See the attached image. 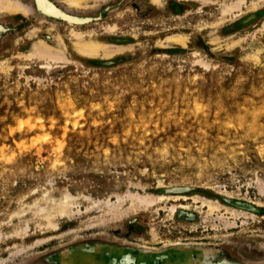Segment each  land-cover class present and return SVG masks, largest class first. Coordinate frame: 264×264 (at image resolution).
Wrapping results in <instances>:
<instances>
[{"label": "rangeland", "instance_id": "obj_1", "mask_svg": "<svg viewBox=\"0 0 264 264\" xmlns=\"http://www.w3.org/2000/svg\"><path fill=\"white\" fill-rule=\"evenodd\" d=\"M11 1L0 264H264V0Z\"/></svg>", "mask_w": 264, "mask_h": 264}, {"label": "bare ground", "instance_id": "obj_2", "mask_svg": "<svg viewBox=\"0 0 264 264\" xmlns=\"http://www.w3.org/2000/svg\"><path fill=\"white\" fill-rule=\"evenodd\" d=\"M32 3H33V6L35 7V10L37 8V10L39 11V14L41 15V17H45V18H53V19H61V20H64L66 21L69 25H73V26H76V25H83L85 23H87L88 20L86 19H90V17H81V16H77V15H73V14H69L67 12H65V10H61V8H58L56 7L54 4L50 3L49 0H31ZM157 1V0H156ZM97 2V1H96ZM65 3V2H64ZM68 4L70 6H79L81 5V0H68ZM97 4V3H96ZM25 5V4H24ZM24 5L20 4L19 2L17 1H11V0H0V12L2 11H5V12H10V13H17V12H21V13H24V14H28L29 13V9H27ZM28 7V6H27ZM31 10V9H30ZM36 10V12H37ZM32 12V11H31ZM80 17V19H79ZM264 30V29H263ZM28 34V33H27ZM76 38V37H75ZM78 38V37H77ZM216 38V37H215ZM245 38V37H244ZM60 39V38H59ZM80 39V38H79ZM61 40V39H60ZM40 42V41H39ZM100 44V43H99ZM33 45V44H32ZM82 45V44H81ZM90 45V44H88ZM87 45V46H88ZM104 45V44H103ZM84 46V45H83ZM44 47V46H43ZM106 47V46H105ZM40 48V47H39ZM77 53H85V54H89V55H97V51H98V47H92V46H88V47H82V46H79V44L75 43V45L72 47ZM216 48V47H215ZM219 48V47H218ZM35 49V48H34ZM49 49V48H47ZM122 49V48H120ZM219 51V50H218ZM35 52V51H34ZM50 52V51H49ZM124 52V50L122 51ZM54 53V52H53ZM109 57V56H108ZM105 58V57H103ZM18 59V58H17ZM200 60V59H199ZM73 63V62H72ZM67 211V210H66ZM65 211V213H66ZM58 212H61L60 215H64V211H58ZM41 215V214H40ZM49 218V217H48ZM45 220L48 222V228L49 229H55L56 228V225L51 223L49 221V219H47V217L45 218ZM95 235V234H93ZM90 236V235H88ZM84 238L86 236H83ZM113 238V237H112ZM77 239L73 238L66 242H63L59 245H56L52 248H49L48 250H45L43 252H40L38 253L39 255H42V254H45L41 257H44L46 255H48L49 253L55 251V249H60V247H63L64 245H67L69 243H71L72 241H75ZM76 243V242H75ZM174 245V244H173ZM214 245V246H213ZM218 245H223V244H215V243H194L193 245H181V246H169V247H165V248H162L160 247V250L159 251H155L157 253L154 254V257H172V258H175L178 253L180 252H186V251H191V250H194V249H199V248H206L207 247H216ZM205 246V247H204ZM191 248V250H189ZM114 249V248H113ZM112 249V250H113ZM188 249V250H186ZM205 249V250H206ZM53 250V251H52ZM210 250V249H208ZM37 254V255H38ZM175 255V256H173ZM33 256V255H32ZM31 256V257H32ZM150 256V255H149ZM34 257V256H33ZM32 257V258H33ZM136 263L138 262L136 258H133ZM197 259L196 255H194L193 258H189V260L187 262H185L184 264H195V260ZM27 261V260H26ZM25 261V262H26ZM97 264H99V261L97 260H94ZM25 262H23V264H25ZM110 262L112 263V259L110 260ZM111 263H108L107 264H111ZM135 263V264H136ZM120 264H123V261L120 262ZM157 264H166V262H164L163 260H159L157 261ZM171 264V263H170Z\"/></svg>", "mask_w": 264, "mask_h": 264}, {"label": "water", "instance_id": "obj_3", "mask_svg": "<svg viewBox=\"0 0 264 264\" xmlns=\"http://www.w3.org/2000/svg\"><path fill=\"white\" fill-rule=\"evenodd\" d=\"M36 10H37V8H36ZM37 13L39 14V11L37 10ZM86 20H88L87 21V23H85V24H88V23H90V22H92L93 21V19H86ZM58 21H63V20H58ZM63 22H66V21H63ZM84 25V24H83ZM77 26V25H76ZM78 26H80V25H78Z\"/></svg>", "mask_w": 264, "mask_h": 264}]
</instances>
